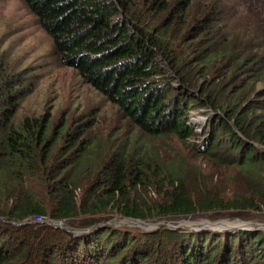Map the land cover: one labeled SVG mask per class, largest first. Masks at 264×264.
<instances>
[{"label": "trees", "instance_id": "obj_1", "mask_svg": "<svg viewBox=\"0 0 264 264\" xmlns=\"http://www.w3.org/2000/svg\"><path fill=\"white\" fill-rule=\"evenodd\" d=\"M21 1L59 59L139 134L190 141L193 153L234 167L238 178L226 190L209 177L207 188L198 165L162 144L129 152L93 136L84 119L18 114L21 83L0 56V264H264L263 230L133 234L82 217L264 216V0H239L237 16L222 0ZM192 108L205 109L201 128ZM138 191L157 198L147 204ZM33 215L89 229L12 225Z\"/></svg>", "mask_w": 264, "mask_h": 264}, {"label": "rangeland", "instance_id": "obj_2", "mask_svg": "<svg viewBox=\"0 0 264 264\" xmlns=\"http://www.w3.org/2000/svg\"><path fill=\"white\" fill-rule=\"evenodd\" d=\"M238 1L222 0L220 8L225 10L226 14L235 15ZM246 20L247 15L238 17L237 20L232 22L243 24ZM0 56L4 63L14 71V78L18 79L17 82L21 83V85H16L15 87V89H18L19 94L22 95L19 101L18 114L28 113V115H36L41 112H47L52 116L54 124L60 122V120L63 122L65 119L69 120L71 124H75L77 120L84 119L92 124L93 136L106 139L111 144V147L114 148L118 147V144L121 147L127 145L129 152L138 143L141 144L142 141L149 144H162L166 147V151L173 156L182 154L189 163L198 165L199 173H203L206 177L207 188H211L208 185L210 182L209 177H214L217 180L215 184L226 189L228 182L233 181L236 176L237 172L234 167L212 163L206 157L193 153L190 141L180 142L174 136L158 137L159 139L155 138L154 141H150L145 135L139 134V131L128 122V117L116 104H112L106 97H103L90 85L84 83L75 69L65 65L59 59L49 36L38 25L36 18L21 0H0ZM160 83L162 85L165 83L167 88L169 84L172 86L177 82L173 79L170 82L163 80ZM203 111H205L204 108H192L189 113L190 122L193 121L196 127L201 128L202 124L208 121V116L202 114ZM114 150H117V148ZM137 194L147 204H151L153 201L152 197L154 200L157 198L155 195L144 191H138ZM82 217L86 219L92 218L99 224L108 225L115 229H124L133 234H137L140 230H156L161 226L169 228L167 224L176 226L180 222L193 223L192 225H196V227L194 229L175 227L172 230H231L227 228L212 230L210 228H213L214 225L212 223L215 221L222 225L221 221H227L228 224V222L239 218L238 216H233L231 211L222 209L189 216L175 215L144 219L145 222H157L156 226L151 229H144L139 223L136 225L130 224L124 219V215L114 212L95 216L82 215ZM38 218L33 215L20 222L19 225L48 224L58 228L48 222L51 219L47 216L42 215L40 220ZM239 219L252 223H264L263 214L255 210L250 211L249 217ZM205 221L206 223H204ZM63 222L70 226L65 221ZM1 223L8 224L6 220H1ZM16 223H12V225L19 226ZM71 228L76 229L74 227ZM258 229L264 231V228L259 225Z\"/></svg>", "mask_w": 264, "mask_h": 264}, {"label": "water", "instance_id": "obj_3", "mask_svg": "<svg viewBox=\"0 0 264 264\" xmlns=\"http://www.w3.org/2000/svg\"><path fill=\"white\" fill-rule=\"evenodd\" d=\"M124 219H126L130 224H133V225H136V224L139 223L140 226L142 228H144V229H151L152 227L156 226V224H157V222L156 223L155 222L154 223L145 222L144 219H139V218L135 219V218L127 217V216H124ZM48 222L50 224L56 226V227L61 228L62 231H64L65 233H67L69 235L77 234L80 231H84V230H88L89 229V227L88 228H82V229L81 228L73 229L70 226H67L63 222V220H60V219H58V220H49ZM221 222H222V225H220L221 223L215 221L214 223H212V225H214L213 228H210V229L215 230V229L227 228V229H231V230H234V229L252 230L254 228L258 229V225L261 226L262 228H264V223H255V222L252 223V222H249V221H246V220H241L239 218L234 219V221L228 222V224H227V221H221ZM12 223H16V222L12 221ZM204 223H206V221ZM16 224L19 225L20 222L16 223ZM192 224L180 222V224H177L176 226H171L169 224H167V226L169 228H171V229H175V227H185L187 229H194L196 227V225L194 226Z\"/></svg>", "mask_w": 264, "mask_h": 264}, {"label": "built area", "instance_id": "obj_4", "mask_svg": "<svg viewBox=\"0 0 264 264\" xmlns=\"http://www.w3.org/2000/svg\"><path fill=\"white\" fill-rule=\"evenodd\" d=\"M36 216V215H35ZM37 218H38V220H40L41 218H42V216H40V215H38V216H36ZM38 220H36V221H38Z\"/></svg>", "mask_w": 264, "mask_h": 264}]
</instances>
